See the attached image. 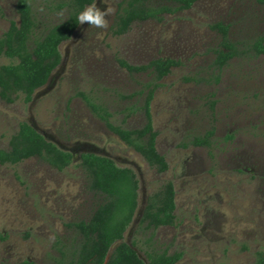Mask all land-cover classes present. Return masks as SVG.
Segmentation results:
<instances>
[{
	"label": "rangeland",
	"instance_id": "374dc122",
	"mask_svg": "<svg viewBox=\"0 0 264 264\" xmlns=\"http://www.w3.org/2000/svg\"><path fill=\"white\" fill-rule=\"evenodd\" d=\"M17 1L0 0V37L18 23ZM64 1L31 0L36 38L67 18V10L58 9ZM121 2L95 0L98 10L107 11L106 25H79L60 46L61 64L29 104L0 100V149H8L18 124L26 122L74 157L63 172L36 158L0 165V264H54L57 248L74 244L68 225L88 221L103 200L89 190L79 167L83 153L108 157L137 175L138 207L123 241L145 262V252L153 249L182 253L177 264H255L256 253L264 252V55L250 48L264 35V5L200 0L115 37L111 29ZM216 23L229 26L241 53L217 83L213 51L221 38L211 29ZM159 58L180 63L160 82L151 104L156 148L168 163L162 174L110 132L81 96L104 106L112 124L141 128L139 92L151 77L131 75L117 60L139 66ZM6 62L0 57V65ZM211 128L210 148L190 145ZM168 181L175 189L176 225L143 232L139 221L147 199Z\"/></svg>",
	"mask_w": 264,
	"mask_h": 264
},
{
	"label": "trees",
	"instance_id": "16d2710c",
	"mask_svg": "<svg viewBox=\"0 0 264 264\" xmlns=\"http://www.w3.org/2000/svg\"><path fill=\"white\" fill-rule=\"evenodd\" d=\"M200 0H122L118 5L116 18L111 29L115 37L127 34L135 23L150 20L162 21L165 15L189 10ZM95 0H65L58 6L67 10V18L48 29L40 38L35 37L37 28L31 0H18L16 11L18 23L11 22L0 37V57L6 59L0 65V100L12 104L21 100L29 104L35 91L44 87L52 73L61 64L60 46L69 41L80 23L78 14L94 4ZM264 5V0H258ZM211 29L220 35L219 46L213 51L215 59L212 68L217 71L214 81L229 63L241 55L237 45L229 38V26L216 23ZM250 52L264 55V35L252 44ZM118 64L129 74L147 73L151 81L144 86L143 104L140 107L145 123L141 128L128 130L112 124V115L101 104L81 95L95 117L115 134L124 144L139 154L157 173L168 170L166 159L157 151V132L154 130L151 104L161 81L171 70L180 66L173 59H154L144 65H131L123 59ZM185 81H192L186 78ZM211 109L215 102L212 101ZM214 128L203 136L194 137L193 147H211ZM186 147V145H184ZM39 159L59 172L73 164L71 153L61 150L48 141L26 122H20L9 138L8 149H0V165L16 166L29 159ZM79 167L89 179V190L102 195V202L93 211L88 221L68 225L75 233L74 244L69 249L61 245L59 258L54 264H177L182 253H159L153 249L145 252L146 260L140 258L133 246L123 241L138 207L139 181L135 172L119 167L112 159L93 153L80 155ZM175 189L168 181L147 199L139 221V228L155 231L161 227L176 225ZM153 233L148 240L151 241ZM4 238L0 236V240ZM61 244V243H60ZM115 247L111 250V248ZM255 264H264V252L256 253Z\"/></svg>",
	"mask_w": 264,
	"mask_h": 264
},
{
	"label": "clouds",
	"instance_id": "9594fccd",
	"mask_svg": "<svg viewBox=\"0 0 264 264\" xmlns=\"http://www.w3.org/2000/svg\"><path fill=\"white\" fill-rule=\"evenodd\" d=\"M106 12L98 10L95 5L87 7L84 11L78 14V22L83 24L88 22L89 25L97 27H104L106 25L105 15Z\"/></svg>",
	"mask_w": 264,
	"mask_h": 264
}]
</instances>
